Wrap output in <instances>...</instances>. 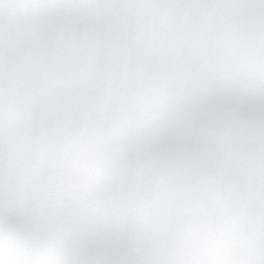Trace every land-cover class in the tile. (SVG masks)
<instances>
[{"label": "snow or ice", "instance_id": "snow-or-ice-1", "mask_svg": "<svg viewBox=\"0 0 264 264\" xmlns=\"http://www.w3.org/2000/svg\"><path fill=\"white\" fill-rule=\"evenodd\" d=\"M0 264H264V0H0Z\"/></svg>", "mask_w": 264, "mask_h": 264}]
</instances>
